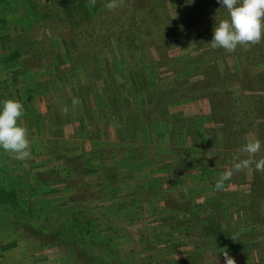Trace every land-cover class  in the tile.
I'll list each match as a JSON object with an SVG mask.
<instances>
[{"label": "trees", "instance_id": "obj_1", "mask_svg": "<svg viewBox=\"0 0 264 264\" xmlns=\"http://www.w3.org/2000/svg\"><path fill=\"white\" fill-rule=\"evenodd\" d=\"M200 1L195 0L190 8L197 4L196 10L205 18H210L217 4L214 0L209 1V8L204 9ZM106 2L96 0L93 6L90 0H0V72L2 69L7 74L11 70L6 81L10 90L17 91L23 80L35 75L47 80H63L76 66L82 65L97 86H104L112 106L111 111L107 109L101 115V120H96L92 105H85L86 111L85 108L77 109L81 101L73 105V100H78L75 86L52 92L44 85L41 92L33 93L35 87L25 92L28 103H21L28 111L25 118L29 121L28 128L32 130L31 133L35 130L42 134L44 130L45 138H40V141L46 143L44 146L48 147L49 152H58L57 165L48 166L39 174H31L30 184L50 187L48 191H42L46 197L43 204L19 197L23 187L29 183L30 172L20 176L21 180L13 185L9 177L5 183L2 180L4 176L0 177V212L5 210L8 213L13 211L16 216L41 217L42 222L46 223L43 228L48 231L27 224L29 237L42 239L44 247L56 245L66 250L65 257L72 263L77 260L78 253L83 255L88 250L89 264H135L128 263L123 252L118 257L106 249L100 251L109 246L119 248L116 239L119 235L115 234L118 227L114 224L116 220L110 218L104 222L105 209L111 211L115 206L118 209L122 207L124 213H128L130 207L132 211L140 210L144 214L147 211L151 215L152 207L146 209L144 204L158 194H163L160 201H178L182 196L171 184L183 181L187 176L186 183L193 185L196 195L191 197L189 206L183 208L177 202L172 205L164 202L161 209L174 210L175 214L170 212L171 219L156 217L154 222L158 228H168L173 232L189 229L190 232L191 227L197 228L198 224L205 222L202 214L211 213L217 214L219 226L223 223L224 214L215 199L198 200L205 196L206 187H213L214 180L231 169L235 156L241 159L247 157L240 149L250 132L264 142V40L227 52L223 48L211 47L209 42L214 27L207 37L203 35L200 38L197 34L181 37L196 18L185 16L183 13L188 12L185 7L179 9L176 25L167 27L165 22L161 24L167 29V34L171 32L181 39H160L151 29H146L144 36L138 39H128L130 43L123 41V34H118L116 39H106L109 33L104 39L103 34L99 33L102 29H108L105 26L102 28L106 19L101 8ZM139 13H136L135 22L142 21V10ZM154 14L149 13L148 17ZM191 14L194 13L191 11ZM215 15L221 18V11ZM113 23L112 19L111 23L106 21L105 25ZM114 27L121 25L115 24ZM37 31L41 41L30 42ZM89 33L91 39H87ZM18 39H26L27 44H22ZM124 42L132 48L150 44L159 56L155 60L158 75L153 82L147 81L148 87L140 83L139 88H128L124 82H116L112 76L110 66L117 59L109 58L108 54L113 50L117 52L115 48L120 54ZM172 44L182 49L189 48L190 51L186 52L184 59L188 62L175 63V68L171 70L169 64L175 62V57L167 58L166 49ZM231 61L235 62L237 70L230 68ZM116 68L115 63L113 70ZM177 71L181 74L174 76ZM166 73L173 77L170 84ZM193 78L196 80L192 81ZM35 83L34 86L39 85ZM92 84L90 81L87 88ZM132 88L135 92L130 90ZM10 92L3 100L12 98ZM200 100L208 101V113L187 116L175 109ZM30 102L33 105L28 108ZM65 107L68 109L66 113L63 111ZM73 122L77 124L74 134L66 137L63 127ZM160 125L167 137H171L167 144L157 141L156 136L154 138ZM146 134V140L142 141ZM185 135L191 138V144L187 145L189 140L185 139ZM53 146L58 150L54 152ZM88 148L96 154L97 159L86 158V154L92 152ZM261 157H264L263 149L256 156L257 159ZM195 167L203 168L205 176L192 183L188 180V174ZM243 171L234 174L225 184L228 188L229 184L239 183L237 188L240 191L225 190L226 187L222 191L212 190L230 194L234 198L242 196V200L253 201L251 203L256 201L253 204L256 207L252 205V214H256L252 216L253 222L246 217V203L240 207V215L243 216L241 232L235 233L237 240L234 241L240 243L241 247L227 253L235 264H264V211L258 207L264 199V172L250 170L252 177L249 181L247 169ZM149 191L152 198L146 196ZM54 195L56 198L49 203L48 196ZM87 201L91 202L90 207L86 205ZM101 201H110V204L105 205ZM122 201H130L132 206ZM139 201H143L142 204ZM94 202L97 204L93 205ZM180 214L182 218H179ZM228 214L233 216L232 212ZM51 217L59 221L56 226L59 229L48 228L47 222ZM228 221L224 219V222ZM259 223H262V231L256 227ZM219 226H215V229ZM207 239H192V243L189 242L192 244L191 250L185 253L186 258L175 264H225L220 244ZM15 244L0 242V251ZM119 250L123 251L122 248ZM172 261L168 259L166 264H173Z\"/></svg>", "mask_w": 264, "mask_h": 264}, {"label": "rangeland", "instance_id": "obj_2", "mask_svg": "<svg viewBox=\"0 0 264 264\" xmlns=\"http://www.w3.org/2000/svg\"><path fill=\"white\" fill-rule=\"evenodd\" d=\"M195 0H121L120 6L115 9L114 11H109L105 6L101 8V10L105 13V19L109 23H111L112 19L114 20L113 24H107L105 25V22H103L102 28L105 26V29L107 31L102 29V31L99 34H103V38L106 37L109 33V36L106 37V39H116L118 34H123V41H127L130 43V40L128 39H138L139 37L144 36L146 29H151V31L155 34L156 37H159L160 39H181L183 36H191L192 35H198L200 38L206 35H208L209 31L211 32L212 28H215L216 19H224L227 18L228 13L226 8H223L220 4L217 3V0H214L217 4V7L214 6L213 11L210 13V18H205L203 14H200V11L196 10L197 4L190 8L192 3H194ZM200 1V0H199ZM206 1V3H204ZM212 0H201L199 3L204 9L209 8L207 6V3ZM174 6H173V5ZM181 7H185L186 10H188L187 13H183L185 16L192 15V17H196L194 20L190 23V28L187 31L183 32V35L181 37H174L173 34L170 32L169 34L166 33L167 29H164V24L168 27H173L177 24L176 18L178 16L179 9ZM169 12H168V10ZM142 10V21L135 22V16L136 13H139V11ZM181 10V9H180ZM221 11V18L215 15V13H218V11ZM191 11L194 14H191ZM155 12L153 16L148 17L149 13ZM159 13V14H158ZM140 14V13H139ZM158 15H161L162 17H159ZM149 19V20H147ZM172 21V22H171ZM214 23V24H213ZM118 24L121 27L115 28L114 25ZM119 30H121V33H119ZM157 34H159L157 36ZM39 32H35L34 35H32V39L30 40L33 42H39L41 39L38 37ZM99 35L96 36L98 38ZM87 39H91V33L87 35ZM174 37V38H173ZM190 37V38H191ZM207 37V36H206ZM94 38V37H93ZM27 39V38H26ZM26 39H21L20 42L26 43ZM79 39H83L80 37ZM105 39V38H104ZM122 41V42H123ZM171 41V40H169ZM21 44V45H22ZM116 51L113 50V53L108 54L109 58L117 59L113 65L116 63L117 68L113 70V65L110 66V69L112 71V76L116 80V82L122 81L124 82L128 88H139V84H142L143 87H148L147 81L153 82L154 79L158 75V68L155 63V60L159 58L157 57L156 52L151 47L150 44H146L143 47L138 48H132L128 45V43L122 44V50L120 51L115 48ZM190 51L189 48L182 49L178 45H170L168 49H166V57L171 58L175 57V62H170L169 68L174 69L175 63L176 65L178 63H181L185 59L186 52ZM108 58V59H109ZM188 62V61H184ZM179 65V64H178ZM84 67V66H83ZM82 65L76 66V68L70 72V74L63 80L56 81L55 79L47 80L42 79L40 76L35 75L33 78L28 79H21L22 84H20L17 89V91L10 90L8 86V82L6 83L7 79H9V73L5 74L4 71L0 72V100H3V97H6V93L10 92L11 97L14 100H19L20 102H26L25 100V92H29L32 90L33 87H35V90L33 93L41 92L42 87L45 85L49 90H52V92L62 91L70 89V87L78 89V95L76 96L79 102L81 101V105L77 106V109H83L85 108V111L87 110V106L85 105H92L93 109V115H95L96 120H101V115L108 110L111 111L112 106L110 105L109 97L107 96L106 90L104 86L96 85V81L91 78V75L89 76L84 69ZM230 68L237 70L235 62H230ZM164 70V69H163ZM183 72V71H181ZM180 72L177 71L174 73V76H178ZM169 76L168 84L171 82L170 73H166ZM165 74V75H166ZM181 74V73H180ZM179 74V75H180ZM166 75V77H167ZM198 78V77H196ZM196 78H193L192 81H195ZM201 79V78H200ZM90 81L94 84L91 85V87L87 88V84L90 83ZM183 81V80H182ZM39 83L38 86H34V83ZM43 83V85H41ZM135 82V83H134ZM35 83V85H36ZM75 83V85H74ZM135 84V85H134ZM104 85V84H103ZM41 86V87H40ZM132 92H135L134 89ZM109 89V88H108ZM107 89V90H108ZM57 95V94H56ZM35 94L32 95L34 98ZM11 98V99H12ZM136 101H137V97ZM29 99V97H28ZM38 99V98H36ZM28 103V102H26ZM73 103V102H72ZM86 103V104H85ZM95 103H97V107L95 106ZM33 105L31 102L28 104V108ZM73 105H77L74 104ZM89 108V107H88ZM177 111L183 112L187 116H194L195 114H206L208 113V101L207 100H200L191 102L188 104H183L179 107L175 108ZM83 110H80V112H84ZM207 111V112H206ZM28 115V111L24 108V115L20 118L18 121L22 126H26L28 129V135L29 139L31 140V154L28 158L24 160H18L14 159L13 155L5 152L3 150H0V163H2V166H0V177L4 176L2 178L3 182L7 181V178L9 177V180L11 181V184L19 182L20 176L23 174H28L29 172V183L28 185L23 187V191L19 193V197H24L27 201H34L35 203L43 204L44 195L42 194V191H48L50 188L49 186H42V187H35L34 185L30 184L32 183V173L37 172L38 174L41 173L45 168L47 169L48 166L54 167L56 162V154L58 152H55L58 150V147L53 146L54 152H49L48 147L44 146L46 143H43L40 141V138L44 137V130H42L41 133H37L35 130L33 133L32 130H29L28 128V122L27 119H25ZM43 118V117H42ZM25 119V120H24ZM76 122H73L72 124H67L63 127L66 137L71 136L74 134L73 132ZM165 130L161 125L159 126L158 130L154 133V138L156 136V140L167 144L170 142L171 137H167V135L164 132ZM141 134V133H140ZM145 134V133H144ZM195 134V133H193ZM190 135V137L193 136ZM147 137V134L144 136V139L141 140L145 141ZM189 136L185 135V139L189 140V143L187 141V145L191 144V138ZM250 139H256L258 138L255 133L250 132L247 136ZM45 138V137H44ZM54 139V138H53ZM182 140V139H181ZM42 144V145H41ZM41 145V147H40ZM44 146V148H43ZM91 148H88V151H90ZM264 150V149H263ZM92 151V150H91ZM207 154V153H206ZM205 155V153H204ZM86 158L90 160H95L96 154L92 152H88L86 154ZM119 162V161H118ZM207 171V170H206ZM203 168H194L190 173L188 174L189 181L191 180L192 183H195L199 181V177L205 176V173L203 172ZM244 172V171H243ZM242 172V174H243ZM247 178H249V181L251 180L252 174L251 171L247 169ZM242 176V175H241ZM207 177H209V172L207 171ZM185 180L179 181L178 183L171 184L173 185V188H176L179 192L181 199L178 201H160L163 198V194L155 195L153 198L152 193L149 191L146 193V196L150 195L152 198L151 201H147V204H144L146 209L152 207L153 213L150 215L146 210V214L144 212L141 213L140 210H131L130 207L128 208V213H124L125 210L121 207V209L115 208L113 210H107L105 209V221L110 218H114L115 225H117V229L115 234H118V241H117V247L122 248V250H119V248H111L105 247L103 249H100V251H108L111 255H115L120 257L123 252V257L127 260L128 263L134 262L135 264H166L168 259L173 260V264L180 261L181 259H185V254L187 251L191 250L192 244H189V242L192 243V239L201 240V238L207 237L213 240H216L218 244H220V251L223 249L229 252H234L235 250L240 249V243L235 242L237 239L235 237L238 233L241 232V217L240 215V207L243 205V203H246L248 210L246 216L250 221L253 222L252 216H255L256 214H252V205L256 203H251L253 201H246V199L242 200V196L237 197H231L230 194H223L215 192L214 187L208 186L204 189L205 196L203 195V198L198 201H207L209 200H216L220 206L221 210L223 211L224 218L223 223H221V226H219V223L217 222V214L211 213V214H202L204 217V223L198 224L196 227H191L192 231L188 230H182L180 232H173L170 231L168 228H158V224L154 222V219L158 216L166 217L165 219H171L169 217L170 212L171 214H175V211L171 210H163L161 207L163 206V203L165 202L166 205H172L173 203L177 202L181 207H187L189 206L192 196L196 195L195 188H193V185H187L186 178ZM201 179V178H200ZM209 179V178H208ZM217 179L214 180L216 182ZM16 181V182H15ZM7 183V182H6ZM27 183V182H26ZM191 183V184H192ZM147 184V182H146ZM145 184V185H146ZM237 184H229V187L225 186V190H235V192L240 191L237 188ZM231 185V186H230ZM214 186V185H213ZM44 187V188H43ZM242 189V187H241ZM237 190V191H236ZM222 191V190H221ZM234 192V191H233ZM242 192V191H241ZM45 193V192H44ZM64 194V193H63ZM56 196H48L47 199L50 200L55 199ZM244 198V196H243ZM186 199V201L184 200ZM182 200V201H180ZM184 200V201H183ZM214 200V201H215ZM55 201V200H54ZM47 202V201H46ZM53 202V201H52ZM60 202V201H59ZM123 204L129 206L130 201H122ZM143 201H139V204H142ZM55 203V202H53ZM102 204H110V201H101ZM67 204V203H66ZM70 205V203H68ZM97 204V203H92ZM261 204V205H260ZM259 204L258 207L259 210L264 211V199ZM86 205L90 207L91 202H86ZM114 205V204H113ZM112 205V206H113ZM63 206V205H62ZM250 206V207H249ZM255 205H253L254 207ZM66 208V206H63ZM256 207V206H255ZM15 210V209H14ZM107 210V212H106ZM132 211V212H131ZM230 211V212H229ZM18 212V211H17ZM123 212V213H122ZM180 212V211H179ZM233 213V216L228 213ZM99 215V214H97ZM126 216V218H125ZM182 218V214H180V217ZM224 219L229 220L228 222H224ZM48 221V228L50 229H59L56 226L59 225V221L56 222L55 217H51ZM170 222V220H168ZM31 225L32 227L35 226L37 228H42L43 230L48 231L47 229H44L43 226H45V222H42V218L39 216H34L32 218H29L25 215L16 216L13 211L9 212L3 210V212H0V242L6 243V242H15V246H12L8 248L5 251H0V264H89V255L90 251L88 250L82 253L77 254V260L70 262L68 259H66V250H63L61 248H58L56 245H52L49 247H44L42 244V239H33L29 237V230L25 225ZM262 223H259V225H256V227L261 230ZM215 226H219V228L215 229ZM259 231V232H260ZM237 233V234H235ZM233 234L235 236L233 237ZM47 237V236H45ZM117 237V236H116ZM235 240V241H234ZM201 242V241H200ZM172 243L175 244V246ZM188 243V244H187ZM188 245V246H187ZM68 249V248H66ZM106 249V250H104ZM65 251V252H64ZM92 264V263H91ZM94 264V263H93ZM183 264V263H180ZM190 264V263H188ZM215 264V263H214ZM220 264V263H219Z\"/></svg>", "mask_w": 264, "mask_h": 264}, {"label": "clouds", "instance_id": "obj_3", "mask_svg": "<svg viewBox=\"0 0 264 264\" xmlns=\"http://www.w3.org/2000/svg\"><path fill=\"white\" fill-rule=\"evenodd\" d=\"M94 6L96 0H90ZM121 0H107L105 7L114 11L120 6ZM226 8L228 16L216 19L212 40L209 42L213 49L223 48L234 52L238 47H247L264 40V0H217ZM73 103H79L74 99ZM66 113L67 107L63 109ZM24 115V106L19 100H0V150L13 155L14 159L24 160L31 154V140L28 129L18 121ZM264 149V142L259 138H246L240 151L247 154L246 158H233L231 169L224 171L216 180L214 190H223L227 181L234 174L245 169L264 172V157L256 156ZM225 264H235V261L222 250Z\"/></svg>", "mask_w": 264, "mask_h": 264}]
</instances>
